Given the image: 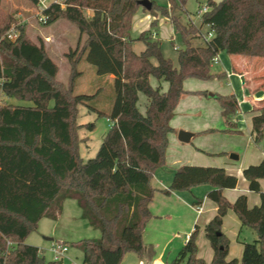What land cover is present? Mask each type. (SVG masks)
Returning <instances> with one entry per match:
<instances>
[{"label":"trees","instance_id":"1","mask_svg":"<svg viewBox=\"0 0 264 264\" xmlns=\"http://www.w3.org/2000/svg\"><path fill=\"white\" fill-rule=\"evenodd\" d=\"M30 1L35 4L37 0ZM93 1L65 0L63 7L51 3L44 9L46 24L61 18L79 31L77 46L65 53L67 84L57 81L58 66L44 41L40 37L31 40L25 24L0 8V95L29 102L0 103V264H62L46 259L26 238L40 219L57 218L64 199L75 200L81 217L99 231L98 238L71 242L81 251L82 264H119L130 251L142 255V231L152 216L148 205L155 191L151 179L164 164L167 134L172 131L169 121L186 93L183 80L223 77L224 73L211 71L220 52L264 61V0H206L200 26L207 25L211 36L201 44L193 43L202 37L200 27L182 24L168 12L183 9L186 0H168L169 8L151 1L148 11L156 14L159 10L169 17L183 38V47L177 49V67L162 55L160 41L149 29L135 38L144 43L142 52L132 50L135 39L130 28L139 0H109L106 8L91 6ZM88 8L90 15L85 14ZM13 23L17 35L9 40L6 33ZM83 57L98 75L113 76L114 89L108 113L92 108L112 123L95 155L86 160L79 152L78 107L96 94L73 93ZM150 76L167 82V90L161 91L159 84L152 86ZM140 94L146 100L143 112L138 107ZM214 98L225 122L223 131L237 133L234 119L239 102L235 95L214 94ZM252 110L251 136L257 144L264 140V99ZM242 173L249 189L259 194L258 205L248 207L244 194L229 202L222 190L234 188L237 177L216 166L181 165L162 190L167 194L201 184L211 187L206 196L217 208L204 226L213 251L209 264H264V190L258 183L264 178V158ZM229 209L242 225L256 232L255 240L242 242L240 259H226L229 240L221 223ZM197 229L165 264H205L196 256Z\"/></svg>","mask_w":264,"mask_h":264},{"label":"crops","instance_id":"2","mask_svg":"<svg viewBox=\"0 0 264 264\" xmlns=\"http://www.w3.org/2000/svg\"><path fill=\"white\" fill-rule=\"evenodd\" d=\"M108 5L109 0L91 2V6L102 8H106ZM87 10L90 11L88 12L90 15L91 9ZM137 11L144 14L143 18L136 19L137 26L143 24L144 18L151 19V16L145 12L148 10L143 9L142 6ZM134 19L135 14L132 17L131 28L134 27ZM153 21L149 23L150 27L144 25L132 35L130 28L131 38L135 39L142 31L148 29L157 38V32L153 31L156 20ZM205 26L208 28L207 25ZM201 36V38L194 39L193 42L201 44L204 38H209L202 33ZM53 39L52 35L44 37L45 48ZM215 59L211 66L221 64L224 71L220 73H224L223 80L227 86L219 89L216 84L218 79L186 78L183 80L182 87L186 93L180 97L169 121L172 131L167 134L164 164L156 168L151 179V185L155 191L148 205L152 216L142 231V242H144L142 255L131 251L126 252L119 264H165V262L173 260L196 226L198 228L195 238L196 256L205 260V264H209L211 261L213 251L204 234V226L214 216L217 208L215 202L206 196L211 187L201 184L189 189L170 191L167 194L162 191L168 188L174 169L181 165L222 167L226 173L237 177V184L234 188L222 190L224 197L229 202H234L239 195L244 194L248 207L259 204V194L249 189L248 181L242 172L246 166L257 164L264 158V140L256 144L251 136V117L255 113L252 107L264 99V80L256 78L261 69L258 63L262 59L230 56L223 52L218 53ZM108 77L111 80L113 78L112 75H108ZM149 83L152 86L159 84L161 91H166L168 88L167 82L158 81L152 76L149 77ZM234 93L239 102V109L234 119L238 132L227 133L223 131L226 126L220 113V106L215 102L214 94ZM145 103L144 98L142 105L145 106ZM180 130L191 132L192 135L188 142L178 140L177 133ZM258 183L260 189L264 190V178H259ZM171 215L181 221L180 226H163L158 222L163 216L170 217ZM221 229L229 240L226 255L228 260L240 259L243 250L242 242H251L256 239L255 230L242 225L232 209H229L222 218ZM51 244L52 242L47 248L50 249ZM67 253L68 251L59 260L69 258ZM79 262L82 264V253Z\"/></svg>","mask_w":264,"mask_h":264},{"label":"rangeland","instance_id":"3","mask_svg":"<svg viewBox=\"0 0 264 264\" xmlns=\"http://www.w3.org/2000/svg\"><path fill=\"white\" fill-rule=\"evenodd\" d=\"M150 1H153L157 6L169 8L168 0ZM204 6H206V0H186L183 9H175L173 11L170 8L171 10L168 9V12L170 11L176 16L182 24H187L188 22L196 24L200 27L201 33L204 36H207L208 28L205 25L199 26L201 9ZM0 8L6 14L14 16V18L15 15H19V23L25 24L26 34L31 40L36 42L39 37L43 40L45 36H53L54 39L46 47V50L50 58L58 66V72L56 75L57 81L67 84L69 64L64 52L67 53L77 46L79 38L77 27L61 18L49 24L38 22L35 18V5L30 0H2ZM88 12L90 11L86 9L85 14L88 15ZM145 12L151 16V19L147 20L144 18L143 24H139V26L136 24V19L140 17L143 18L144 14L137 10L134 13L135 22L133 24L134 27L131 28V35L132 33H136L140 27H143L144 25L149 26V23L155 19L156 26L153 31L157 32L156 37L160 41L161 53L164 57L169 58L173 65L177 67V55L179 53L177 52V49L183 47V38L181 34L176 30L175 26L170 21V18L161 14L159 10L156 11V14L149 11ZM83 39L84 35L80 39L79 46H81ZM193 43L197 44L196 42ZM143 49L144 43L141 40H134L132 42V50L135 53H139ZM151 61L152 63H156L154 58H152ZM259 65L261 69L260 72L257 73L256 78L264 80V61L261 60V62L258 63V66ZM77 68L81 71V74L75 80L73 93L96 94V98L89 101L87 104H80L78 107L77 122L80 124V127H77L76 132L80 138L79 152L81 157L86 160L95 155L97 148L111 123L110 119L106 116H99V113L95 110L103 113H108L110 111L114 100V89L113 81L108 75H98L94 66L87 62L84 57L78 63ZM211 69L213 73L224 71L220 63L213 64ZM212 79H218L216 84L219 89L227 86L223 77H214ZM144 98L145 97L140 94L138 107L141 112L144 110V106L142 105ZM215 102L219 105L216 99ZM0 103L28 104L29 102L0 95ZM88 125H91V127L89 128ZM173 217L174 216L172 215L170 217L163 216L158 222L163 224V226H180L179 224L181 221ZM98 237V230L92 228L87 221L81 217L80 208H78L75 200L64 199L57 218L50 219L44 217L40 219L37 228L28 234L26 243L39 247V251L46 259L50 260L52 258V252L47 247L51 242L63 240L65 241L63 243H66L67 245V257L69 258L62 259V264H80L81 251L71 245V242L83 238Z\"/></svg>","mask_w":264,"mask_h":264},{"label":"built area","instance_id":"4","mask_svg":"<svg viewBox=\"0 0 264 264\" xmlns=\"http://www.w3.org/2000/svg\"><path fill=\"white\" fill-rule=\"evenodd\" d=\"M64 1L65 0H37L35 5V18L37 19L38 22L42 24H46L47 22V15L44 13V9L47 8L51 3H56L59 4L61 7L64 6ZM206 6L202 7L201 11H205ZM15 19L17 22H19L20 17L19 15H15ZM17 35L16 31V26L15 24H11L10 27L8 28V31L6 33V37L9 40H13ZM207 36H211V32H207ZM216 59L214 58L213 61ZM112 123V122H111ZM199 210V208H197ZM50 251L52 252L53 260H59L61 259L65 252L67 251V246L63 242L57 241V242H52L50 246Z\"/></svg>","mask_w":264,"mask_h":264},{"label":"water","instance_id":"5","mask_svg":"<svg viewBox=\"0 0 264 264\" xmlns=\"http://www.w3.org/2000/svg\"><path fill=\"white\" fill-rule=\"evenodd\" d=\"M139 4H140V6L145 8L146 10H150L151 6H152V2L150 0H139ZM191 135H192L191 132L180 130L177 133V138H178V140H180L182 142H188Z\"/></svg>","mask_w":264,"mask_h":264}]
</instances>
